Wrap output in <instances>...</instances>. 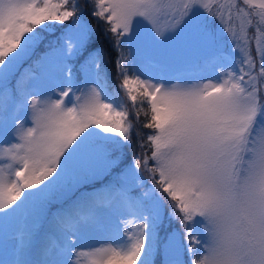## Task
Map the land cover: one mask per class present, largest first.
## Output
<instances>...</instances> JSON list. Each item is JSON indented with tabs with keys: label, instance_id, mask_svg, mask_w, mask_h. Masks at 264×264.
I'll use <instances>...</instances> for the list:
<instances>
[{
	"label": "snow or ice",
	"instance_id": "obj_1",
	"mask_svg": "<svg viewBox=\"0 0 264 264\" xmlns=\"http://www.w3.org/2000/svg\"><path fill=\"white\" fill-rule=\"evenodd\" d=\"M0 264H264V0H0Z\"/></svg>",
	"mask_w": 264,
	"mask_h": 264
},
{
	"label": "trees",
	"instance_id": "obj_2",
	"mask_svg": "<svg viewBox=\"0 0 264 264\" xmlns=\"http://www.w3.org/2000/svg\"><path fill=\"white\" fill-rule=\"evenodd\" d=\"M86 18L93 24V26L97 29V35H96V43H95V47H99L101 49L104 50L105 55H104V60H105V65H106V71L108 72V74L110 76H112L113 80L115 81V72H116V68H115V60L117 58V52L116 50L111 46V44L109 43V41L105 38V35L102 31V26L97 25L96 22L94 20H92L91 16L88 15L86 13ZM70 23V22H67ZM59 35V31L51 34L48 39H55L56 36ZM127 50V49H126ZM146 119V117H144L143 115H141V121H144ZM145 132L151 131V130H144ZM134 150H138V149H131V148H125L124 151L127 154L124 163H128L130 162L131 159V153ZM123 166V165H122ZM78 195V193H77ZM173 227H178V225L173 224Z\"/></svg>",
	"mask_w": 264,
	"mask_h": 264
},
{
	"label": "rangeland",
	"instance_id": "obj_3",
	"mask_svg": "<svg viewBox=\"0 0 264 264\" xmlns=\"http://www.w3.org/2000/svg\"><path fill=\"white\" fill-rule=\"evenodd\" d=\"M182 75H184L186 77H200V76H207L208 73L207 72H200V71H191V72L182 73ZM101 242H103V237L96 236V235L87 237L84 241L85 244H98Z\"/></svg>",
	"mask_w": 264,
	"mask_h": 264
}]
</instances>
